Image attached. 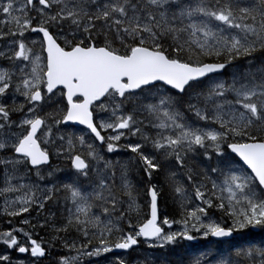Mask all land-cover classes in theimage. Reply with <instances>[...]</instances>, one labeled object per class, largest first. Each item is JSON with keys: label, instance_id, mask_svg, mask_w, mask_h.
Here are the masks:
<instances>
[{"label": "snow or ice", "instance_id": "obj_1", "mask_svg": "<svg viewBox=\"0 0 264 264\" xmlns=\"http://www.w3.org/2000/svg\"><path fill=\"white\" fill-rule=\"evenodd\" d=\"M0 17V264L142 245L136 264H182L154 253L264 235V0H0ZM191 264H264V239Z\"/></svg>", "mask_w": 264, "mask_h": 264}, {"label": "trees", "instance_id": "obj_2", "mask_svg": "<svg viewBox=\"0 0 264 264\" xmlns=\"http://www.w3.org/2000/svg\"><path fill=\"white\" fill-rule=\"evenodd\" d=\"M116 157H113L115 159ZM124 158V155L121 154V159ZM166 203H162L164 209H166V214L169 215L170 218L175 216V210L171 205L170 201H168V197H165ZM14 225L16 221H13ZM43 236L44 233L41 232ZM253 240L255 242H259L261 239H264V235L260 234L259 232H255L251 234L249 237H236L230 241L220 242V241H213L210 238L208 240H199L195 242L190 248H183L182 246L178 248L176 251L172 252L171 250H167L164 252L167 255L164 258L172 261H180L182 264H191V261L199 257L202 253L208 254H222L226 253L229 243L231 244H246L247 240ZM212 242V243H211ZM62 254V253H61ZM56 253L53 254V258L55 257Z\"/></svg>", "mask_w": 264, "mask_h": 264}, {"label": "rangeland", "instance_id": "obj_3", "mask_svg": "<svg viewBox=\"0 0 264 264\" xmlns=\"http://www.w3.org/2000/svg\"><path fill=\"white\" fill-rule=\"evenodd\" d=\"M0 18H2V17H0ZM0 203H2V201H0ZM162 208H164L163 206H162ZM18 223H19V221L18 220H16V224L18 225ZM5 227H7V224H6V219L5 218H2V217H0V229H3V228H5ZM237 237H239V236H237ZM195 242H197V241H194V242H187L186 244H184V245H182V247L183 248H190ZM178 248H175V249H173V248H169V249H166V250H158V251H156L155 253H154V255H156V256H159V257H161L162 259L164 258V256H166L167 254L165 253L164 254V252L165 251H167V250H171L172 252H174V251H176ZM117 255H119V256H121L122 258H124L126 261H127V264H136V262L138 261V260H143L144 259V257H145V255H149V257L151 258V253H149L146 249H145V247L142 245L140 248H138V249H132V250H128V251H121V252H113L112 254H108V258L109 259H113V258H115V256H117ZM131 257V258H130ZM134 260H133V259ZM136 258V259H135ZM130 261V262H129ZM42 264H48V261L47 260H45V261H42ZM105 264H106V262H105Z\"/></svg>", "mask_w": 264, "mask_h": 264}, {"label": "water", "instance_id": "obj_4", "mask_svg": "<svg viewBox=\"0 0 264 264\" xmlns=\"http://www.w3.org/2000/svg\"><path fill=\"white\" fill-rule=\"evenodd\" d=\"M212 239L217 240L216 238H212ZM230 239L232 238H225L224 240H230ZM121 251H125V250H115V252H121Z\"/></svg>", "mask_w": 264, "mask_h": 264}, {"label": "bare ground", "instance_id": "obj_5", "mask_svg": "<svg viewBox=\"0 0 264 264\" xmlns=\"http://www.w3.org/2000/svg\"><path fill=\"white\" fill-rule=\"evenodd\" d=\"M212 243V242H211ZM131 258V257H130ZM133 259V258H132ZM136 259V258H135ZM134 260V259H133ZM130 262V261H129Z\"/></svg>", "mask_w": 264, "mask_h": 264}]
</instances>
